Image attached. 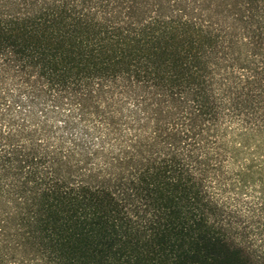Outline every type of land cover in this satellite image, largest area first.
Instances as JSON below:
<instances>
[{"label":"trees","instance_id":"obj_1","mask_svg":"<svg viewBox=\"0 0 264 264\" xmlns=\"http://www.w3.org/2000/svg\"><path fill=\"white\" fill-rule=\"evenodd\" d=\"M249 133L264 0H0V264H264Z\"/></svg>","mask_w":264,"mask_h":264},{"label":"rangeland","instance_id":"obj_2","mask_svg":"<svg viewBox=\"0 0 264 264\" xmlns=\"http://www.w3.org/2000/svg\"><path fill=\"white\" fill-rule=\"evenodd\" d=\"M243 134L247 133H243L241 128L235 124L231 128V133H229L228 139L231 140V143L234 146L238 147V143L240 139L243 138ZM248 135L252 137L248 143L247 151L251 153L250 157L254 158L255 163L253 165L262 166L260 161L264 160V141L261 143V140L264 138V133H249ZM258 145L260 146L259 151L253 154ZM244 161L245 160H238L234 164H229L228 170L231 173H236L242 169L244 163H247V160ZM259 194L257 186L246 184L237 185L235 191L225 194L221 198L225 206L234 213L236 220L245 223V226L248 228V243L254 250L264 249V237L260 234L264 229V221L258 218L260 217L259 213L261 210Z\"/></svg>","mask_w":264,"mask_h":264}]
</instances>
